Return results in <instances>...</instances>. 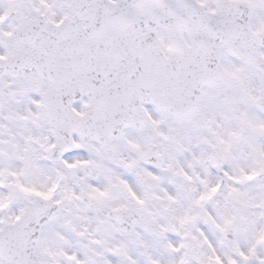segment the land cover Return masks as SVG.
I'll list each match as a JSON object with an SVG mask.
<instances>
[{
  "label": "snow or ice",
  "instance_id": "1",
  "mask_svg": "<svg viewBox=\"0 0 264 264\" xmlns=\"http://www.w3.org/2000/svg\"><path fill=\"white\" fill-rule=\"evenodd\" d=\"M0 264H264V0H0Z\"/></svg>",
  "mask_w": 264,
  "mask_h": 264
}]
</instances>
